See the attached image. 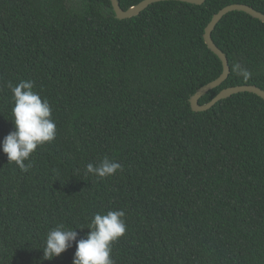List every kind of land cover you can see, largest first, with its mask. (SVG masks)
<instances>
[{
  "label": "trees",
  "instance_id": "trees-1",
  "mask_svg": "<svg viewBox=\"0 0 264 264\" xmlns=\"http://www.w3.org/2000/svg\"><path fill=\"white\" fill-rule=\"evenodd\" d=\"M232 3L264 13V0H162L120 19L111 0H0V145L14 130L9 83L34 82L56 124L27 171L0 148V264H72L75 242L42 260L47 232L84 238L95 214L117 210L114 264H264V98L190 102L223 72L204 34ZM212 38L230 73L201 104L229 86L264 89V21L233 10ZM105 156L122 170L86 173Z\"/></svg>",
  "mask_w": 264,
  "mask_h": 264
},
{
  "label": "clouds",
  "instance_id": "clouds-1",
  "mask_svg": "<svg viewBox=\"0 0 264 264\" xmlns=\"http://www.w3.org/2000/svg\"><path fill=\"white\" fill-rule=\"evenodd\" d=\"M237 74L245 79L251 73L236 65ZM8 87L14 101L12 107L13 131L3 139V153L7 155L8 162H14L22 171H27L31 163L26 165L38 146H43L56 138V124L52 120V108L47 99L41 98L33 90L34 82L21 81ZM122 170V165L105 156L98 164L86 165V173L100 179L114 175ZM125 212L123 210L108 211L107 214L97 213L91 219L84 238L77 239L76 229L59 224L46 234L42 248V260H51L58 257L75 242L76 251L72 264H114L111 259L113 244L126 232ZM81 229V228H79Z\"/></svg>",
  "mask_w": 264,
  "mask_h": 264
},
{
  "label": "water",
  "instance_id": "water-1",
  "mask_svg": "<svg viewBox=\"0 0 264 264\" xmlns=\"http://www.w3.org/2000/svg\"><path fill=\"white\" fill-rule=\"evenodd\" d=\"M162 0H142L139 3L130 6L128 9H123L120 5L119 0H111L113 9L115 11L116 17L123 19L128 18L134 15L139 14L142 10H144L146 7H148L153 2H158ZM196 4H202L206 0H181ZM233 10H243L252 16L261 19L264 21V13L260 10H257L256 8L245 4V3H232L224 6L221 8L218 12H216L211 21L208 23L204 38L206 43L208 44L209 48L212 49L220 58L223 64V72L222 74L217 77L216 79L208 82L207 84L201 86L190 98L191 106L195 111H202L210 109L212 106H214L219 100L227 98L231 96L234 93L243 92V91H249L256 93L257 95L264 98V89L257 85L253 84H241V85H234L229 86L226 88H223L215 97H213L209 102L205 104L200 103V98L206 94L209 90L212 88L219 86L224 80L227 79L230 73V65H229V59L225 52L215 43V41L212 38V32L215 29L218 22L223 18L225 14H227L230 11Z\"/></svg>",
  "mask_w": 264,
  "mask_h": 264
}]
</instances>
